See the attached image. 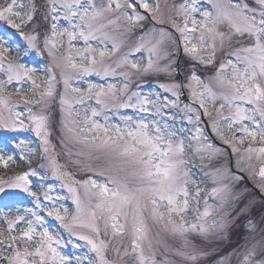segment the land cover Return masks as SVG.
<instances>
[{
	"label": "snow or ice",
	"instance_id": "snow-or-ice-1",
	"mask_svg": "<svg viewBox=\"0 0 264 264\" xmlns=\"http://www.w3.org/2000/svg\"><path fill=\"white\" fill-rule=\"evenodd\" d=\"M207 2L204 10L199 0H164L163 8L160 0L0 3V21L17 30L28 49L46 51L59 72L57 78L50 68L38 82L35 69L9 59L0 40V128L33 131L52 175L67 178L62 186L74 212L53 205L47 217L89 246L92 255L76 257V264H264V203L257 206L238 188L242 178L231 155L199 126L208 117L213 133L236 154L237 169L258 177L264 191V0ZM181 45L190 62L184 69L175 58ZM144 53L142 61L134 58ZM200 66L212 72L207 82ZM91 75L119 83H73ZM146 76H164L168 82L158 87L174 99L135 90ZM184 88L195 107L180 108ZM21 104L26 117L17 111ZM121 109L134 114L111 123L109 113ZM170 109L183 112L190 135L167 122L176 119ZM246 141L243 151L236 146ZM60 155L86 178L65 171ZM13 163V156L0 154L4 169ZM34 175L29 169L0 178V192L21 189L39 208L29 183ZM44 198L52 200L47 192ZM0 224L6 226L0 228V264H72L44 215L3 213Z\"/></svg>",
	"mask_w": 264,
	"mask_h": 264
},
{
	"label": "rangeland",
	"instance_id": "rangeland-1",
	"mask_svg": "<svg viewBox=\"0 0 264 264\" xmlns=\"http://www.w3.org/2000/svg\"><path fill=\"white\" fill-rule=\"evenodd\" d=\"M3 2L4 0H0V3H3ZM160 2L163 8L164 0H160ZM182 2L183 0H168L169 4L175 3L179 5ZM199 7L201 10H204V9L210 8V5L208 4L207 0H199ZM199 18L200 17L197 15V19ZM65 25H66V22H62V26H65ZM148 26L151 27V25L149 24ZM138 35H139V32L133 35L130 39V42L134 41L136 36ZM0 40H2L3 47H7L10 49L9 59H16L18 57L20 58L23 50L25 52L27 51V54H25V52L23 53L24 56L23 58H20V62L24 63L28 67L35 69L34 78L37 79L38 82L46 79V74L48 73L49 69L52 68L51 58H50V61L46 62L42 59V56L38 54L35 50L28 49L27 41L23 38V36H21L19 32H17V30L12 29L10 26H8L3 21H0ZM93 44H95V42H93ZM77 46L82 47L83 46L82 41L77 42ZM177 53L178 52L175 53V58L178 60ZM146 55H147L146 53L136 54L134 58L142 61L146 57ZM189 66H190V63H189ZM182 69H184V67ZM52 71L55 72L57 75V78H59L58 70L52 68ZM198 75L201 77L203 81L207 82L208 78L212 75V72L211 70L204 69L198 72ZM181 79H183V76L181 77ZM138 80L140 81V83L138 84L139 87L136 88L135 90L141 92L142 94H148L150 92H158L160 93L161 97L167 96L169 98L174 99V97H171V93H164L163 89L158 87V85L161 83H167L168 82L167 79H164L161 81L160 78L151 76L148 79L150 81H146L145 78L138 79ZM73 83L75 84V86L86 88L88 83H96V84L119 83V79L117 78L114 80L113 78L109 77L106 80H101L100 77L91 75V76H86L80 80H75L73 81ZM29 86L30 85L28 82L26 81L23 82V87L26 92L28 91ZM184 89L186 90L187 100H186V103H182L180 99L179 101L180 108L183 109V106L185 104L195 107L196 105H193L192 99L190 97V90L188 88H184ZM9 90L14 91V87L10 86ZM13 99H18V98L13 97ZM17 111L25 112V114L27 115L26 110L22 104L17 108ZM168 111H171L176 115L175 121H173L171 117H166L167 122L169 124H174L176 129H181V128L184 129L185 135H190L193 132V127L191 124L187 122V119L186 118H184L183 120L181 119V117L183 116L182 111L178 112L175 109H170ZM123 114L133 115L134 113L132 109H121L119 113H109L110 122L113 124L119 123L120 122L119 115H123ZM144 115L146 118H148V114H144ZM213 115L215 116V113H213ZM203 120H205L208 124V132L212 130V128L209 122V118L206 116H203V118L201 117L202 122L199 126L204 130L205 135L209 138V140L216 147L222 148L223 150H225L227 153L231 155L233 169L235 171L241 172L236 167L235 162H236L237 156L236 154L232 153L231 147L229 145L225 146V144H223V142L215 135V133H213V135H215L214 140L216 141L217 139L218 141L222 143L221 145L216 144V142L210 138L209 133H207L206 131L207 127ZM101 122H103L102 118H101ZM57 131H53L51 139H52L53 144H57V150L59 151ZM30 138H33L32 134L24 133V129H18V130L13 131V130L0 128V154H3L5 158L9 155L15 158V163L10 164L7 169H4L3 166L0 165V178H3L6 180L14 174H18L20 172H23L29 169H34L33 163H35V159H36V163L42 160L39 168L35 170L36 175L29 177V183H30L32 191L37 192V194L39 196L41 195V197L43 198L42 201H40V207L36 209L34 208L35 202L33 201V198L28 193L23 192L21 189H13V188H9L5 186V190L3 192H0V214H1V211L7 210L5 206L1 204V201L13 199V200L21 202L22 207H21V210L17 214L23 215L25 214V210L31 209L33 211H36L37 213L44 215L46 218V226L49 227L50 231H52V233L60 239V246L58 250L61 252L62 255L69 257L72 261V264H76V257H82L85 254L92 255L91 252L89 251V246L84 241L78 240L75 236L70 235V233L66 229H64L60 225V223L56 221L54 218L47 217V209L52 207L53 205H55L56 207H61V206L67 207L69 210V213L74 212L75 205L72 202L71 196L68 193L67 189L62 186L63 183L67 182V178L65 177L64 180L62 181L60 179H56L52 175V172L47 166V161L42 158L43 153L41 152V155L37 154L38 153L37 143H33V142L31 143ZM236 146L243 151V149L247 147V141L245 142L244 145L237 144ZM58 162L61 165H66V168L64 170L72 172L75 175L76 179L86 178V175L84 173L77 171V168L75 165L68 163V158L66 156L60 155L58 158ZM10 168L13 169L12 173L8 171V169ZM234 173L237 174V176L242 178L236 182L238 188L245 191L251 199L255 200L256 205L259 206L261 202L259 203V200L256 198V196L254 197L250 193L249 187L245 185V178H244L245 176L243 175L250 177L254 181V184L258 188H260L258 186V177L253 178L248 171L241 172L243 173V175H240L236 172ZM197 175H199V173H197ZM46 192L49 196L52 197V200H47L44 198V194ZM261 192L264 194V191H261ZM56 197H60V199H56ZM214 203H215L214 200L209 199V204H214ZM12 215L14 216L16 214H12ZM257 217H258V211H257ZM28 218L32 219L33 217L29 215ZM243 223H246V221L242 222V224ZM4 227L6 226L3 224H0V228H4ZM240 231L241 233H239ZM236 232H238L241 236H243L245 229L241 227L240 225H238L236 228ZM66 238H68L72 242L71 247H70L71 249L65 246L64 241H66ZM231 239L232 241H235L237 240V237L233 235ZM225 243L227 245L228 242L226 241ZM226 250L231 251V248H227Z\"/></svg>",
	"mask_w": 264,
	"mask_h": 264
},
{
	"label": "bare ground",
	"instance_id": "bare-ground-1",
	"mask_svg": "<svg viewBox=\"0 0 264 264\" xmlns=\"http://www.w3.org/2000/svg\"><path fill=\"white\" fill-rule=\"evenodd\" d=\"M12 168L8 169L11 170ZM1 204L5 206L6 211H1V214L11 212L12 214H17L21 210V202L16 200H3ZM20 205V206H19ZM24 210V209H23Z\"/></svg>",
	"mask_w": 264,
	"mask_h": 264
}]
</instances>
